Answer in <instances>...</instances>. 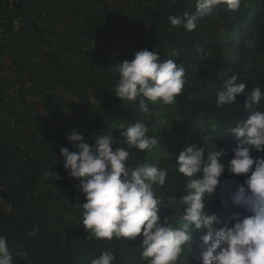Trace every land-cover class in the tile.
I'll use <instances>...</instances> for the list:
<instances>
[{
    "label": "trees",
    "instance_id": "trees-1",
    "mask_svg": "<svg viewBox=\"0 0 264 264\" xmlns=\"http://www.w3.org/2000/svg\"><path fill=\"white\" fill-rule=\"evenodd\" d=\"M4 7H0V197L10 209H0V236L8 240L13 264H91L102 251L114 253L112 264H144L141 236L109 241L88 235L80 223L84 194L77 190L79 181L63 168L60 148L70 149L66 135L72 129L89 144L98 132H112L113 150L127 147L119 125L145 124L147 135L159 143L151 151L131 148L126 167L159 162L166 168L165 185L154 189L165 206L159 216L170 223L180 220L184 186L177 181L173 156L160 154L164 144H171L161 140V131L166 127L182 149L195 144L206 154L216 146L225 162L232 157L238 139L229 128L250 114L244 108L245 95L253 87L264 90V0H241L236 11L218 5L193 31L172 26L169 16L193 12L195 0H18L16 9L3 13ZM57 18L68 35L64 29L52 33ZM16 20L19 31L13 30ZM141 49L184 67L186 82L175 104L146 101L148 111L143 112L138 101L122 102L112 91L118 81L112 64L131 60ZM3 61L10 62L7 67L17 84L16 103L8 93ZM234 74L245 84V95L216 107L217 89ZM28 77L34 80V91L44 96L42 114L37 102L27 97ZM256 110L264 111V101ZM45 171H55L60 179L46 178ZM243 179L227 171L220 177L204 208L206 214L220 218L216 227L230 226L233 214L243 213L231 200ZM43 183L57 190L66 216L54 211L53 201L41 190ZM34 226L38 231L33 232ZM198 243L199 234L194 233L193 246ZM181 264L197 262L187 253Z\"/></svg>",
    "mask_w": 264,
    "mask_h": 264
},
{
    "label": "clouds",
    "instance_id": "clouds-1",
    "mask_svg": "<svg viewBox=\"0 0 264 264\" xmlns=\"http://www.w3.org/2000/svg\"><path fill=\"white\" fill-rule=\"evenodd\" d=\"M218 5L236 11L241 0H195L193 12L169 16L170 24L193 31ZM112 71L118 74L112 90L116 97L122 102L138 101L143 112L148 111L146 101L175 104L186 82L182 65L173 59L162 60L158 52L148 49L136 51L131 60L112 64ZM238 80L234 74L223 81L216 91V107L233 104L237 96L245 95L246 86ZM245 96L244 108L250 114L229 128L238 139L230 159L225 162L216 146L205 154V149L195 144L176 154V171L186 179L184 194L179 197L183 214L176 226L168 217L161 221L159 212L165 206L154 190L165 185L168 170L159 162L126 167L131 148L151 151L159 143L156 137L147 135L145 124H120V136L127 147L114 150L112 132H98L90 137L93 143L89 144L80 132L70 130L66 139L76 150L61 147L60 154L63 168L79 181L77 190L84 194L85 202L79 204L84 209L80 223L88 235L109 241L133 240L139 235L141 257L147 264H177L184 253H189L197 264H264V157L251 155L252 150L264 152V111L256 110L264 101V90L253 87ZM226 171L244 176L231 196L243 213H234L230 226L216 227L221 225L220 218L215 213L206 214L204 208ZM45 177L60 179L55 171H45ZM172 200L175 202L176 197ZM35 231L38 228L34 226ZM194 233L199 234L195 247ZM12 257L7 238L0 236V264H13ZM115 259L114 253L102 251L91 264H112Z\"/></svg>",
    "mask_w": 264,
    "mask_h": 264
},
{
    "label": "rangeland",
    "instance_id": "rangeland-1",
    "mask_svg": "<svg viewBox=\"0 0 264 264\" xmlns=\"http://www.w3.org/2000/svg\"><path fill=\"white\" fill-rule=\"evenodd\" d=\"M18 0H15L14 2H10L9 0H4L3 4L5 5L4 7V12H10L14 9H16V4H17ZM47 14V13H46ZM46 14H40V17H42L43 15H46ZM20 18V17H19ZM19 26V21L16 20V23H15V27L13 26V30L14 31H19L20 30V26ZM64 29V30H63ZM61 30L64 31V35H68V32H67V29L65 28V26H62L61 22L59 21V19L57 18L56 21H54V25H53V28H52V33H54L55 35H58ZM238 33H240L239 31L233 33V35H237ZM52 39L55 41V37L54 35H52ZM85 42L91 46L92 42L90 39H87L85 40ZM9 61H3V67H4V71L3 73L5 74V76L7 77V81H6V86L8 88V93H10V95L12 96V101L13 103H16L17 101V84H14L13 82V78L12 76L10 75L9 72H11V69L9 67H7L9 65ZM262 64H263V67H264V58L262 59ZM27 87H28V90H27V97H29L30 99L32 100H35V102H37V105L36 107L38 108V111L42 114L43 110L41 108V102L43 101V95H41L40 92H36L34 91V80L33 78H29L26 80V84H25ZM60 96H63L65 97L66 95L64 93H59ZM34 110L35 107H33ZM19 109H21L19 107ZM15 117L18 116V113L14 115ZM171 126V125H169ZM204 126L205 125H201L200 128L203 130L204 129ZM25 128L28 130V132H32V128L31 126H29L28 124H25ZM160 133V132H159ZM161 136H162V141H169L171 144L169 145L168 143L164 144V147L160 150V154H162L163 156H168L170 154V156H173V159L174 161L176 162V154H178L179 151L182 150L181 147H179L176 143H174L173 141V138L170 137L169 134L166 133V127H164V130L161 131ZM208 137V136H207ZM206 138V137H205ZM160 140V141H161ZM70 151H75L76 149L73 147V144L71 143V146H70ZM251 155L253 157H256V156H260V153H257L255 150H252L251 151ZM178 178V183L182 186H184L185 182H186V179L185 177L183 176V174H178V176H176ZM41 190L44 192L43 194L45 195L46 199H49V202L53 201V209L54 211L58 212V213H63L65 216H66V210H65V203L64 201H60L59 200V197L56 195L57 194V190H55L54 187L50 186L49 184H46V183H43L41 185ZM56 200V201H55ZM0 207H3V204L0 203ZM180 222V220H176V222H171V224L173 226H176L178 223ZM187 258V253H184L182 254V257L181 259L177 262V264H181V263H184V261L186 260ZM143 260V263L144 264H147V261L142 259Z\"/></svg>",
    "mask_w": 264,
    "mask_h": 264
},
{
    "label": "built area",
    "instance_id": "built-area-1",
    "mask_svg": "<svg viewBox=\"0 0 264 264\" xmlns=\"http://www.w3.org/2000/svg\"><path fill=\"white\" fill-rule=\"evenodd\" d=\"M10 2H14L15 0H9ZM4 4L2 3V1L0 0V7H2ZM0 14H1V9H0ZM0 203L3 204V207H0V209H10V205L9 203L2 199V197H0Z\"/></svg>",
    "mask_w": 264,
    "mask_h": 264
}]
</instances>
